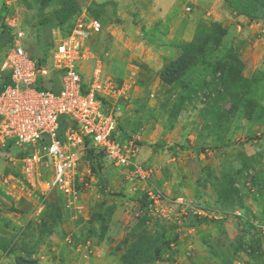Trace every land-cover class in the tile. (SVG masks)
<instances>
[{"label":"rangeland","instance_id":"rangeland-1","mask_svg":"<svg viewBox=\"0 0 264 264\" xmlns=\"http://www.w3.org/2000/svg\"><path fill=\"white\" fill-rule=\"evenodd\" d=\"M65 1L0 0V62L9 48L5 21L11 16L25 29L22 47L36 61L50 56L52 31L65 37L77 19L99 20L101 32L87 40L94 60L80 66L83 88L90 84L92 68L98 63L105 81L121 92L103 95V108L116 119L117 140L132 143V162L147 178H135L132 166L109 164L102 152L93 151V160L82 154L75 172L78 200L68 203L57 191L44 200L32 193L44 210L24 237L15 241L14 252L25 247L28 258L31 253L46 256L45 264H264V234L256 226H264V18L247 28L227 21L220 46L208 57L213 63L230 62L235 56L236 71L256 80L244 97L257 103L250 118L241 103L226 123L221 113H215L216 107L226 110L230 101L222 98L218 75L207 77L199 90L196 68L179 75L186 87H179L178 80L163 79L177 62L181 44L189 43L198 30L209 29L212 22L196 29L190 41L170 45L165 50L170 53L161 60L146 64L145 53L133 46L145 38L136 35L137 15L133 21L106 20L109 28L91 8L60 28L49 16ZM228 1L245 12L252 6L250 1L246 5ZM259 2L255 6L264 10V0ZM119 25L123 26L119 35L112 34L111 29ZM157 25L159 31L165 30L164 23ZM59 75L51 72L43 80L44 90L58 91ZM58 125L61 139L67 118L60 117ZM0 151V164L10 166L7 157L30 153L32 148L12 144ZM10 168L19 176L17 167ZM228 174L235 175L240 193L235 205L216 200L215 193ZM198 210L203 215H196ZM193 215L196 225L183 227V217ZM159 232L163 251L154 261L148 251Z\"/></svg>","mask_w":264,"mask_h":264},{"label":"built area","instance_id":"built-area-1","mask_svg":"<svg viewBox=\"0 0 264 264\" xmlns=\"http://www.w3.org/2000/svg\"><path fill=\"white\" fill-rule=\"evenodd\" d=\"M10 18L5 21L10 32L9 48L0 62V84L8 74L0 89V150L14 144L31 147L32 152L7 157L8 164L18 168L19 176H3L5 182L14 181L22 192L30 196L37 193L43 200L57 191L68 203H74L79 198L75 172L86 148L102 152L115 167L132 166L133 176L144 181L147 174L132 162V143L117 140L116 119L103 108V95L119 96L120 90L105 81L98 63L92 68L90 84L83 88L80 66L94 60L87 40L101 32L100 21L77 19L65 37L52 31L51 54L41 62L24 51L25 29L17 17ZM54 71L60 73L61 88L37 89L39 81ZM60 117L67 118L61 139ZM195 213L203 215L199 210ZM256 226L264 234V226Z\"/></svg>","mask_w":264,"mask_h":264},{"label":"crops","instance_id":"crops-1","mask_svg":"<svg viewBox=\"0 0 264 264\" xmlns=\"http://www.w3.org/2000/svg\"><path fill=\"white\" fill-rule=\"evenodd\" d=\"M91 8L94 9L98 19L109 28L110 25H106L109 21L117 22L118 19L128 21L138 16L140 31H136V35L142 34L145 38L140 37V41L133 46L134 49L145 53L142 61L146 64H152L156 59L161 60L166 53H170L165 51L170 45L190 41L195 30L206 26L209 22L220 23L224 29H227L225 25L227 21L237 28H239L237 23L243 24L245 28L254 27L253 24L256 23L238 15L224 0H84L81 3V12L90 11ZM158 23H164L165 30L159 31ZM120 29H123L122 25L111 29V33L119 35ZM121 34L125 35V33ZM0 166L2 167L0 170V264H21L22 260H34V264H45L46 256H36L31 253L28 258L29 253L25 251V247L19 252H14L18 249L15 246L18 239L22 238V235L24 237L26 228L36 220L38 213L44 210V206H40L35 197L22 192L14 181L10 180L6 183L3 176L10 179L15 174L10 166L1 164ZM183 218L184 221L187 217ZM25 243L23 241L24 245Z\"/></svg>","mask_w":264,"mask_h":264},{"label":"trees","instance_id":"trees-1","mask_svg":"<svg viewBox=\"0 0 264 264\" xmlns=\"http://www.w3.org/2000/svg\"><path fill=\"white\" fill-rule=\"evenodd\" d=\"M83 1L84 0H66L59 9L53 11L50 14V21L55 22L60 28H62L68 22H70V20L80 14L81 3ZM224 1L227 2L228 5L238 15L244 16L250 21H257L264 18V10H260V7L255 6V4L257 5L260 3L259 0H237V5H246L250 1L252 6L248 12L236 7L228 0ZM72 27L73 25H71V27L68 29L67 35L70 33ZM5 30L7 34H10L7 28H5ZM225 33L226 30L220 23L217 22L212 23L209 29L198 30L189 43L181 44V53L177 57V62H173V64L170 65V68H168L167 72L169 75H163V79L167 83H173L178 80V83L180 84L179 87H186L185 84L182 83L181 79H179V75L182 74L184 69H187V74L189 70L196 68L194 71L199 73L200 78V84L197 86L196 90H199L203 83L206 82L207 77L215 78L218 75L217 80L224 88L222 92V98L230 97V101L226 110L216 107L215 113H221L220 115H222L224 122L228 123L236 115L241 103H243L247 118H250L251 113L254 107H256L257 103L250 100H244V97L252 92L251 86L256 83V80H249L236 71L235 63L237 62V59L235 56L230 57V62L217 60L211 63L210 58H208L209 55L213 54L218 49ZM8 39L10 41V36ZM43 60H41V62H43ZM7 75L8 74L6 73L4 77V83L7 82ZM37 89H44L43 81H39ZM199 150L202 149L200 148ZM92 152L93 150L86 148L83 152V155L93 160ZM215 194L217 196L216 200L219 204L235 205V200L240 193L235 186L234 176L230 174L225 175L224 181L220 185V189ZM191 217L192 218L183 221V227L189 228L196 225L197 220L195 216L193 215ZM161 241L162 233L159 232L150 244L148 254L154 261L159 258L160 253L163 251L161 250ZM20 263L34 264L32 260H22Z\"/></svg>","mask_w":264,"mask_h":264}]
</instances>
